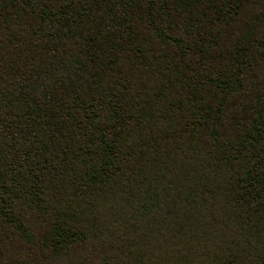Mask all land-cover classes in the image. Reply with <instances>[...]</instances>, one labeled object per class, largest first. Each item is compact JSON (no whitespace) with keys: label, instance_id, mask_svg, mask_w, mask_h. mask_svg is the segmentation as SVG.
Segmentation results:
<instances>
[{"label":"trees","instance_id":"1","mask_svg":"<svg viewBox=\"0 0 264 264\" xmlns=\"http://www.w3.org/2000/svg\"><path fill=\"white\" fill-rule=\"evenodd\" d=\"M0 264H264V0H0Z\"/></svg>","mask_w":264,"mask_h":264}]
</instances>
